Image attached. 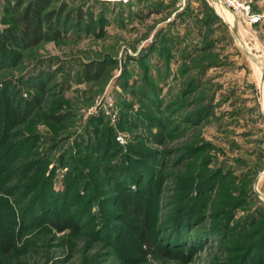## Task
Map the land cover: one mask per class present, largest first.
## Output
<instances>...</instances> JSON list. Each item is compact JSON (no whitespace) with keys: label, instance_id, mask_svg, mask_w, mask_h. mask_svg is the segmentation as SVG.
I'll return each mask as SVG.
<instances>
[{"label":"rangeland","instance_id":"1","mask_svg":"<svg viewBox=\"0 0 264 264\" xmlns=\"http://www.w3.org/2000/svg\"><path fill=\"white\" fill-rule=\"evenodd\" d=\"M246 1L264 10V0ZM60 4L84 9L91 28L73 20L66 36L52 31L20 61H0V99L14 97L0 109V230L17 239L10 253L0 248V264H264V246L251 257L243 249L264 243L255 236L264 220V23L251 27L212 0L52 8ZM6 6L0 0V32L14 17ZM90 68L97 77L84 75ZM88 131L103 155L85 162ZM128 157L150 172L156 157L160 188L146 187L148 174L123 177ZM210 173L216 180L197 195ZM125 182L128 196L150 199V254L129 228ZM56 214L79 231L52 228Z\"/></svg>","mask_w":264,"mask_h":264},{"label":"trees","instance_id":"2","mask_svg":"<svg viewBox=\"0 0 264 264\" xmlns=\"http://www.w3.org/2000/svg\"><path fill=\"white\" fill-rule=\"evenodd\" d=\"M59 1V0H5L7 6V11L10 12V14L12 16H14L12 19H10V21L12 22L11 26L5 27V29H3L2 32H0V61H3V63L5 64H10L11 62H18L21 60V56H22V52L27 50V49H31L34 47H37V45L41 44L43 42V40H45L47 37H60V36H66V33L68 32V23H72L73 20L77 23V24H81L83 25V23H85L87 30L91 28V24L89 22H86V18H85V13H84V9H78V11H76L75 15L73 14V12H66V5L65 4H60L57 8H52V4H54V2ZM74 24V23H73ZM64 26H67L66 29ZM68 29V30H67ZM52 31L55 32L54 36L52 35H48L50 33H52ZM52 36V37H51ZM157 43V42H156ZM92 68L87 69L84 73V75H86L89 78L93 79L97 76H90L89 75L92 73ZM30 87L31 88H35L39 91H43L44 89V82L41 78H31L30 79ZM189 85L192 84V86L194 85L193 82L188 83ZM11 86L12 83H11ZM5 94V92H3ZM11 97V98H10ZM3 96L0 99V109L4 106V105H10L11 101L13 100L14 97L12 96ZM24 105H25V109L23 110V112L27 110V112L32 108V106H34V104H32V100L28 99V100H24ZM182 102L179 103V105ZM26 114V113H25ZM25 114L23 115V117L25 116ZM94 118L93 121H98L99 119ZM60 120V119H58ZM128 123V122H127ZM159 125V124H158ZM161 126V125H160ZM162 127V126H161ZM87 130H89V128H87ZM95 129H93L92 133L94 132ZM89 131L87 132V135L89 137V142L87 144H85V142L81 143V149H83L84 151H89L90 152V156H88V159H86L85 162H88V160H90L89 157H102L103 154H98L101 153L100 150H98V146H97V142L91 138V135H89ZM154 135V134H152ZM154 137H156V135H154ZM30 139V138H29ZM113 140V144L117 145L116 142V137L114 135V137H112ZM161 142L163 141L160 138ZM159 140V141H160ZM92 141V142H91ZM163 143V142H162ZM108 145V143H107ZM64 156L61 157V160H64ZM132 157H128L126 161H128V165H130V163L135 162L136 160H131L129 162V159ZM149 160V166H153L152 170L153 171H148V167H146L145 165H143L141 163V166L137 165L139 162H136L137 164H135V166L130 165V168L128 170H123L121 173H123V177H127V180L130 183H134L138 180V178L142 177V182H144L145 180V176L148 174L151 179L147 180L148 183L146 185L147 186H152L155 184L153 181H155V177H157L158 173H160V171L163 168V164L159 163L158 160H156L155 158H149L147 159ZM40 161V160H39ZM42 162V161H41ZM42 164V163H40ZM124 162L122 163L121 167L127 166V165H123ZM89 166V168H92V166ZM57 168L54 169L51 173V175L49 177H47V181L52 179V177H54L55 172H56ZM43 171V169L38 170V172ZM140 174L139 176H137L138 174ZM1 175V172H0ZM119 175V173H118ZM117 175V176H118ZM216 177L218 175H215ZM116 177V176H114ZM215 177H212V173L208 174L207 176H205L203 178V180L199 183V187L196 190V194L200 195V192H203ZM122 183V182H121ZM160 183L161 181L159 180L158 182H156L155 187L156 189L160 188ZM120 184V183H119ZM131 185L132 184H127L126 182L124 183V185H121L122 188L120 187L119 189L123 190L124 194H126L125 202H127V209L130 210V214L133 216V222H131L129 224V228L131 229L132 233H134L135 235H137V239L139 244L145 246V249H143L142 252H144V254L146 255L147 253L150 254V252H153V247L150 238H149V234H150V223H149V219H150V213L147 211V208L149 206L150 203V199L148 201V199H146V196H143L144 192L141 191L142 193L140 194L139 192L137 193V197L134 196H128V194H131ZM125 190V191H124ZM126 192V193H125ZM120 205H122L123 207V203H121ZM195 207L193 206L192 209H194ZM187 213V217L186 220L187 222H190V217H192V212L188 210ZM57 215V214H56ZM213 218V217H212ZM202 221L204 220V216L203 215H199L194 217V222L197 221ZM75 220L72 219H61L60 216L57 215V218L54 219V221H50L49 223H51L52 228H54L57 231L60 232H65V231H79V225L77 223H74ZM264 220H262L260 222V225H258V227L256 228L257 232L256 235H260L263 233V236H261V238H259V240L261 241V243L264 242ZM205 233H201V237L204 238ZM179 239H183V237H180ZM201 240V238H199ZM16 239V232L15 230H11L9 233H4L0 230V248L3 249L4 253H10L11 250L13 249V243L15 242ZM184 240V239H183ZM203 240V239H202ZM258 242H253L251 243V241L248 243L247 247L243 248L245 251V254H250L252 252H255L256 249H259L260 247L264 246L263 244H260V246L257 244ZM259 247V248H258ZM247 256V255H246ZM248 256V259H249ZM251 257V256H250Z\"/></svg>","mask_w":264,"mask_h":264},{"label":"built area","instance_id":"3","mask_svg":"<svg viewBox=\"0 0 264 264\" xmlns=\"http://www.w3.org/2000/svg\"><path fill=\"white\" fill-rule=\"evenodd\" d=\"M119 3H129L130 0H111ZM214 4L219 7L226 8L228 11L233 13V15L237 16L239 19H242L244 23L253 27L259 24L264 23V10L261 12H256L253 7L254 3L252 1L246 0H212ZM264 82V75H263ZM106 109L112 107V105L108 106L107 103L104 104ZM118 142H122L123 138L121 136L117 137Z\"/></svg>","mask_w":264,"mask_h":264},{"label":"crops","instance_id":"4","mask_svg":"<svg viewBox=\"0 0 264 264\" xmlns=\"http://www.w3.org/2000/svg\"><path fill=\"white\" fill-rule=\"evenodd\" d=\"M221 8H222V7H221ZM223 9H224V8H223ZM225 9H226V8H225ZM225 9H224V10H225ZM234 22H235V21H234Z\"/></svg>","mask_w":264,"mask_h":264}]
</instances>
